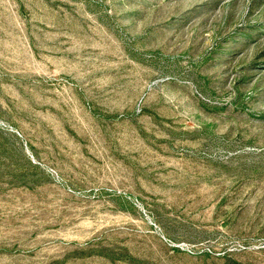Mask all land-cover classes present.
Returning a JSON list of instances; mask_svg holds the SVG:
<instances>
[{
    "label": "rangeland",
    "instance_id": "374dc122",
    "mask_svg": "<svg viewBox=\"0 0 264 264\" xmlns=\"http://www.w3.org/2000/svg\"><path fill=\"white\" fill-rule=\"evenodd\" d=\"M0 264H264V0H0Z\"/></svg>",
    "mask_w": 264,
    "mask_h": 264
}]
</instances>
